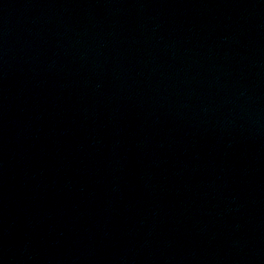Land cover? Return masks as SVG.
<instances>
[{"label": "water", "instance_id": "95a60500", "mask_svg": "<svg viewBox=\"0 0 264 264\" xmlns=\"http://www.w3.org/2000/svg\"><path fill=\"white\" fill-rule=\"evenodd\" d=\"M0 264H264V0H0Z\"/></svg>", "mask_w": 264, "mask_h": 264}]
</instances>
